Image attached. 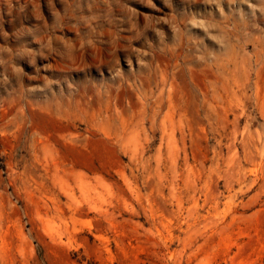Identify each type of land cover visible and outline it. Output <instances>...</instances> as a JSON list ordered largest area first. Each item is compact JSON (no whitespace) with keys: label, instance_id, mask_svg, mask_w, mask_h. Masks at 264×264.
I'll list each match as a JSON object with an SVG mask.
<instances>
[{"label":"rangeland","instance_id":"obj_1","mask_svg":"<svg viewBox=\"0 0 264 264\" xmlns=\"http://www.w3.org/2000/svg\"><path fill=\"white\" fill-rule=\"evenodd\" d=\"M0 264H264V0H0Z\"/></svg>","mask_w":264,"mask_h":264}]
</instances>
